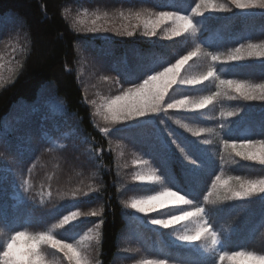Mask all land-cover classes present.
<instances>
[{"label":"trees","instance_id":"trees-1","mask_svg":"<svg viewBox=\"0 0 264 264\" xmlns=\"http://www.w3.org/2000/svg\"><path fill=\"white\" fill-rule=\"evenodd\" d=\"M70 0H0V16L10 13L22 25L25 36L26 49L22 53L20 69L14 79L0 88V127L3 116L10 112L12 105L18 100H31L35 90L43 83L52 81L57 97H59L67 110L76 119V133L87 141L90 149L80 154L79 147L68 149L67 141L64 142L62 152L71 161H80V166H72L65 171L59 172L63 180L72 179L74 172L80 168L77 179L80 185L67 187L59 183L57 192L63 193V188L69 189L70 194L78 198L75 211L81 213H97L94 218L98 225V240L96 247V264H114L115 256L119 253V235L128 229L127 210L120 192L121 179L117 164V150L110 145L109 139L113 138L124 152L125 163L140 157L147 161L151 173L163 175L171 171L176 176L177 183L173 186L167 179H162L154 184L152 190L171 187L189 191L195 189L197 193L204 187L205 181L210 186L207 178L208 172L220 175L224 179L240 176L243 179L264 178V166L259 163L243 160L235 156L234 151L224 147L223 141L228 139L229 144L241 143L242 138L264 140V100H243L242 98H230L222 96L213 105L201 110L198 114H180L170 110L172 119H166V125L175 134L182 144L188 145V151L193 154L192 158L200 157L210 167L204 174L188 173L192 166L182 154L168 142L167 133L160 132L147 136L149 127L143 129L134 124L131 127L124 126L106 135L95 126L92 118V108L83 97L79 80L74 71L76 60L75 45L80 40L99 42L101 39L89 38L75 32L65 19L62 10ZM197 0H131L124 1L125 12L135 11L142 7L148 11H180L181 15L193 14ZM220 3L229 4L232 8L229 12L219 15L204 14L202 17L195 16V22L202 20L207 28L199 35H182L168 40L155 42L151 38L142 41L133 38L125 41L114 39L110 43L119 52L123 47L139 48L140 52L146 53L144 68L160 69L159 64L166 66L173 63L181 54L201 46L202 56L199 60L193 58L189 64H193L196 73L205 71L209 61L204 59L203 54L212 52L221 56V64L216 65L220 79L244 80L251 84L264 83V58L247 57L239 62L226 61L227 55L235 47L241 44H264V9L248 10L245 13H237L229 0H217ZM142 5V6H138ZM185 6V7H183ZM179 12V13H180ZM220 13V12H218ZM2 32V30H1ZM195 40L196 42H194ZM124 85L129 83L121 78ZM133 81V80H131ZM218 81L206 82L204 86L191 88H177L173 94L175 98L182 95L199 96L216 91ZM235 96V94H230ZM228 112L235 115L228 116ZM223 113V115H222ZM180 119L182 123L192 126L212 129L211 132L202 133L200 137L192 136L191 133L175 123ZM123 125V124H121ZM222 125V127H221ZM111 127L100 126V127ZM208 140L209 143H203ZM157 142V145L153 143ZM166 145V147H164ZM148 149V150H147ZM89 155L93 157L90 158ZM86 157V160H85ZM90 169L95 170L92 174ZM125 179L129 178V168ZM132 187V188H131ZM1 188V186H0ZM142 186L133 184L127 189L125 197L142 193ZM1 191V189H0ZM1 194V193H0ZM183 194V191L181 192ZM207 194L206 192L204 193ZM205 204L209 218L212 220L219 237L217 245H212L211 239L194 242L192 247L186 248L179 243H174L164 234L166 229L160 232L161 242L159 245L152 244L143 238L131 243V247L142 253L148 247L150 255L167 261H180L185 264H201V262L215 259L216 264H221L219 254L221 251L228 252H252L264 255V193H254L249 197L237 200H216ZM4 198L0 195V201ZM203 201V196H200ZM57 200L55 203H59ZM46 206H51L46 204ZM60 207L58 210H63ZM160 211H167L163 209ZM9 215L6 222L13 229L14 224ZM89 216V215H88ZM157 213H149L144 221L150 217H156ZM86 217V216H84ZM82 222V223H81ZM72 229L78 230L88 227L92 220H82ZM184 222L167 228V233L183 231ZM82 224V226H80ZM70 232H66L68 237ZM155 239V236L152 237ZM214 249V250H213ZM226 260V259H225ZM224 260V261H225ZM222 262V264L224 263Z\"/></svg>","mask_w":264,"mask_h":264},{"label":"rangeland","instance_id":"rangeland-1","mask_svg":"<svg viewBox=\"0 0 264 264\" xmlns=\"http://www.w3.org/2000/svg\"><path fill=\"white\" fill-rule=\"evenodd\" d=\"M124 1L131 0H70L64 5L62 10L65 19L75 32L89 38L103 40L101 43L84 40L76 43L74 71L79 80L84 100L92 108V118L95 126L100 130L108 128L111 132H114L119 127H131L136 122H122L113 125L109 121H105L103 115L100 114L102 112L101 106L110 97L119 94L121 87H131L134 83L139 82L137 77L151 68L152 64L150 67L144 68L146 53L140 52L139 48L123 47L118 52L110 41L117 39L124 44L128 39L137 38L144 41L151 38L159 43V41L169 39L165 36L164 31H160L157 36L152 37L144 36L140 31L133 37L120 36L110 31L95 33L88 31V28L93 26L92 22L94 20H96L97 26L119 27L122 23L127 22L121 17V13H124L125 16L138 11L151 13L142 7L135 11L131 9V11L125 12L123 10ZM199 2L200 0H197L196 4ZM254 9L261 8L246 10L235 8L234 11L245 13ZM168 12L181 14L180 11ZM221 13L209 11L205 14L208 16ZM9 14L0 16V66H2L0 67V72L5 77L3 81H0V88L10 83L18 73L22 53H24L27 44L21 23ZM188 16H193L195 21L193 14ZM98 17L100 19H97ZM195 23L197 24V31L194 34H188L199 36L207 28V25H204L202 20H198ZM193 41L196 42L195 40ZM217 63L221 64L220 62ZM185 67L188 71L185 72L182 68V74L187 76L197 74L193 64L190 67L188 65ZM121 78L125 79L129 84L124 85L123 83L125 82H121ZM115 80H119L120 83L117 84ZM66 112L63 101L55 93L52 81H47L35 90L31 100H18L12 105L10 112L3 116L0 127V195H2L4 200L0 201V243L7 240L15 230L29 233L50 231L58 239L61 237L66 238L67 242L76 243L77 241H82L81 248L84 250L85 255L91 261V264H96L94 259L99 223L94 218L97 215L80 216L76 221L65 225L64 228L53 227L64 215H67L70 211H75V206L79 201L78 198L70 194L69 189L63 188V193L59 195L57 186L62 183L64 184L63 187H77L81 182L77 179V176L84 170L80 168L74 172L72 179L63 180V176L60 177L61 174H58L59 172L65 171L72 166L78 167L80 164L79 160L71 161L62 152L61 149L64 142L67 141L69 150L72 147L76 151L79 147L80 154L86 151L90 153L87 141L76 133V119L71 114H66ZM108 125L112 126L100 127ZM145 127H149L147 136L150 137L151 134H156L152 127L159 134L164 132L163 128L165 125L154 119L140 124L141 129ZM109 142L117 150L116 158L122 182L120 192L124 200V206L132 199H139L145 195H153L155 192L163 191L162 189L152 190L154 184L158 181H138L135 179L138 174L148 175L151 173L148 170V163H142L146 160L137 157L136 162L134 160L127 161L128 166L123 158L124 152L121 146L113 141L111 137ZM153 144L157 145L158 143L154 142ZM89 156L90 158L93 157L92 155ZM126 168H129L130 173L127 179H125L126 171L124 170ZM89 172L94 174L95 170L90 169ZM25 180L28 181V185L22 186ZM133 184L142 186L141 190L143 192L125 197L124 194H126L128 187ZM57 200H60L58 204L55 203ZM46 204L51 206H46ZM63 206L65 209L58 210ZM125 208L129 226L126 231L123 230L119 235V253L115 256L114 264H140V261L143 260L162 259V257H152L148 247L144 248L146 250L140 253V250H135L130 245L142 238L149 240L152 244L159 245L161 242L160 232L165 229L144 221L146 215L136 213L126 206ZM8 212H11L12 216L14 215L15 221L24 224L21 229H13L11 225H8L5 219L9 215ZM84 219L92 220L93 223L84 229L82 227L78 230L72 229ZM188 229L190 227L183 231L172 230L170 234L167 233L166 229L164 234L174 243H179L189 248L193 246L194 242L188 244L177 239L178 235L183 234ZM66 232H70L68 237L65 236ZM84 236H92L93 239L90 241L82 240ZM153 236H155V239H152ZM17 245V251H26L27 237H21ZM42 254L48 264H70L63 253L49 246L43 247ZM167 262L168 264H185L173 260ZM223 264H254V262L238 258L235 261L226 259Z\"/></svg>","mask_w":264,"mask_h":264},{"label":"snow or ice","instance_id":"snow-or-ice-1","mask_svg":"<svg viewBox=\"0 0 264 264\" xmlns=\"http://www.w3.org/2000/svg\"><path fill=\"white\" fill-rule=\"evenodd\" d=\"M231 6L236 9L246 10L251 8L264 9V0H229ZM232 8L229 4L217 2V0H200L192 9L194 16L202 17L206 12H229ZM126 23H122L119 27L97 26L96 20L92 22L93 26L88 28L89 32L110 31L120 36L133 37L138 31L144 36H157L160 31L165 32V36L169 39L180 37L188 33L197 31V24L193 16L181 15L176 12L159 11L152 13L135 12L120 14ZM97 19H100L99 17ZM163 26V27H162ZM202 56L201 46L197 44L195 48L181 54L174 63L169 62L168 66H160L161 70L149 68L142 73L131 87L119 89V94L113 95L104 102L101 115L105 121L111 124H120L122 122H133L137 125L147 121L158 120L160 124L166 125V119H172L169 115L170 110H176L180 114H198L201 110L213 105L222 96H230V98H242L243 100H264V83L251 84L244 80H225L220 79L217 74V62H223L218 54L208 52L203 54L204 59L208 60V66L205 71L195 75L187 76L181 73L193 58L199 60ZM247 57L264 58V44H241L227 55L226 61L239 62ZM2 67V66H0ZM107 78V77H106ZM5 79L0 72V81ZM218 81L216 91L206 95L190 96L182 95L179 98L174 97L177 88L191 87L197 88L204 86L206 82ZM117 84L119 80H115ZM235 94L231 96L230 94ZM99 111V110H98ZM223 115V113H222ZM228 116L235 115L234 112H228ZM175 123L181 128L191 133L192 136L200 137L202 133L211 132L212 129L205 127L192 126L188 123H182L180 119H175ZM222 127V125H221ZM106 135H110L108 128L101 130ZM168 142L174 145L180 154L184 156L187 162L192 166L187 170L188 173L204 174L206 169L210 167L200 157L192 158L193 154L188 151V145L182 144L175 134L165 127ZM203 143H209L204 140ZM226 149L230 148L234 151L235 156L241 157L246 161H255L259 165L264 166V140H256L250 138H242V142L229 144L228 139L223 141ZM166 147V145H164ZM142 163H147L143 161ZM30 171V170H29ZM213 172L207 173L210 180V186L205 181L204 187L199 193L195 189L189 191L177 188L173 191L171 187L164 188L163 191L155 192L153 195H145L139 199H132L125 206L134 210L136 213L148 215L156 212V217H150L148 222L151 225L158 226L163 229L170 228L174 225L183 223V227L191 224L192 227L177 236L181 242L192 244L193 242L203 241L210 238L212 245L219 242L218 234L212 220L209 218L208 209L205 204L213 202L211 198L216 200H237L249 197L254 193H264V178L259 179H243L240 176L229 177L224 179L220 175H215L212 179ZM138 181H162L167 179L173 186L177 183L176 176L171 172L163 175L150 173L148 175L138 174L135 177ZM28 181H23L22 186H27ZM183 191V194L181 192ZM207 193L206 195L204 193ZM203 196V201L200 196ZM171 205V207H169ZM167 209V211H159ZM95 216L97 213H81L70 211L64 215L58 223L53 225L54 228H64L72 221H76L80 216ZM21 237H27V250L24 252L17 251V242ZM92 236H84L82 240H92ZM82 241L76 243L67 242L66 238H57L52 232L29 233L26 231L15 230L7 240L0 243V264H48L42 254L44 246H49L63 253L70 264H91V261L85 255L81 248ZM214 250V249H213ZM238 258L248 259L253 262L264 261V255H256L252 252H228L221 251L219 261L225 259L235 261ZM140 264H168L166 259H151L140 261ZM201 264H216L215 259L201 262Z\"/></svg>","mask_w":264,"mask_h":264},{"label":"clouds","instance_id":"clouds-1","mask_svg":"<svg viewBox=\"0 0 264 264\" xmlns=\"http://www.w3.org/2000/svg\"><path fill=\"white\" fill-rule=\"evenodd\" d=\"M254 264H264V261H255Z\"/></svg>","mask_w":264,"mask_h":264}]
</instances>
